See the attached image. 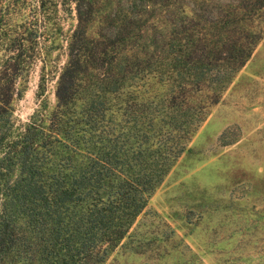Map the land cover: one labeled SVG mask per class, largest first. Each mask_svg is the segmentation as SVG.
<instances>
[{
  "label": "trees",
  "instance_id": "trees-1",
  "mask_svg": "<svg viewBox=\"0 0 264 264\" xmlns=\"http://www.w3.org/2000/svg\"><path fill=\"white\" fill-rule=\"evenodd\" d=\"M263 33L264 0H0V264H108Z\"/></svg>",
  "mask_w": 264,
  "mask_h": 264
},
{
  "label": "rangeland",
  "instance_id": "rangeland-1",
  "mask_svg": "<svg viewBox=\"0 0 264 264\" xmlns=\"http://www.w3.org/2000/svg\"><path fill=\"white\" fill-rule=\"evenodd\" d=\"M36 80L35 67L15 104L21 120ZM133 227L108 264H264V33Z\"/></svg>",
  "mask_w": 264,
  "mask_h": 264
}]
</instances>
